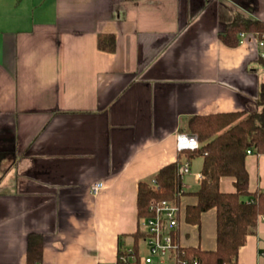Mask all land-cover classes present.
Returning <instances> with one entry per match:
<instances>
[{
    "label": "crops",
    "instance_id": "0c3cea01",
    "mask_svg": "<svg viewBox=\"0 0 264 264\" xmlns=\"http://www.w3.org/2000/svg\"><path fill=\"white\" fill-rule=\"evenodd\" d=\"M236 14L264 23V0H0V264H25L30 233L41 264L115 263L118 238L140 228L138 182L176 161L187 118L257 109L256 48L220 39ZM201 163L189 159L175 231L181 247L213 250L215 209L184 220ZM245 166L248 190L264 188V154ZM238 264H264V217Z\"/></svg>",
    "mask_w": 264,
    "mask_h": 264
},
{
    "label": "trees",
    "instance_id": "16d2710c",
    "mask_svg": "<svg viewBox=\"0 0 264 264\" xmlns=\"http://www.w3.org/2000/svg\"><path fill=\"white\" fill-rule=\"evenodd\" d=\"M243 31L259 36L264 33V23L236 14L220 39L228 46H237L238 34ZM96 45L99 50L114 51V35L99 34ZM257 59L264 68V58ZM255 102L257 109L254 110L216 112L187 118L180 131L195 133L199 147L178 152L176 161L162 166L151 179L138 182L137 217H150L152 202L169 200L179 204L180 197L187 193L182 188L179 171L182 162L179 156L184 154L188 161L195 156L202 158V177L199 188L193 192L196 201L185 207L184 220L199 226L201 214L214 208L215 248L204 250L199 246H180L177 264H182L183 261L186 264H193V261L196 264H238L239 248L244 245L248 235L256 232L258 217H264V188L253 192L248 190V172L245 166L247 149L264 154V84L260 86ZM224 176L233 178L232 192L219 189L220 178ZM145 235L141 228L132 234L133 258L125 251L126 245L121 235L118 238L114 264H141L139 244ZM172 236L178 242L177 231ZM42 247L43 238L40 234H28L25 264H41Z\"/></svg>",
    "mask_w": 264,
    "mask_h": 264
},
{
    "label": "built area",
    "instance_id": "2783aa9c",
    "mask_svg": "<svg viewBox=\"0 0 264 264\" xmlns=\"http://www.w3.org/2000/svg\"><path fill=\"white\" fill-rule=\"evenodd\" d=\"M245 44L253 45L257 50V56L264 58V33L258 36L252 32H240L238 34V45ZM198 147L199 141L195 133L179 132L176 134V149L178 152L187 149L194 150ZM250 153H252V150L247 149L246 154ZM179 171L181 178L189 172L188 160L182 162ZM196 177L200 180L201 173H197ZM102 187L103 183L101 181L93 182L90 185V193L95 195ZM150 209L152 210V216L140 218V228L146 233L143 238L146 254L142 256L139 253L140 263L163 264L166 261H171V264H177L176 260L180 245L174 241L172 234L179 224L180 208L178 204L169 200H161L152 202ZM125 251L132 258L134 257L132 244L126 246ZM182 264H186V261H183ZM193 264H196V261H193Z\"/></svg>",
    "mask_w": 264,
    "mask_h": 264
},
{
    "label": "rangeland",
    "instance_id": "374dc122",
    "mask_svg": "<svg viewBox=\"0 0 264 264\" xmlns=\"http://www.w3.org/2000/svg\"><path fill=\"white\" fill-rule=\"evenodd\" d=\"M195 164H193V169L195 168L194 167ZM185 179V178H184ZM142 243V244H141ZM139 253L140 255L144 256L146 254V248H145V245L143 244V240L140 242L139 244Z\"/></svg>",
    "mask_w": 264,
    "mask_h": 264
}]
</instances>
